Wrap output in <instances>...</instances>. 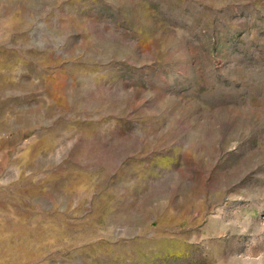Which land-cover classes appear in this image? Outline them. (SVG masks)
Here are the masks:
<instances>
[{
    "label": "rangeland",
    "instance_id": "rangeland-1",
    "mask_svg": "<svg viewBox=\"0 0 264 264\" xmlns=\"http://www.w3.org/2000/svg\"><path fill=\"white\" fill-rule=\"evenodd\" d=\"M0 264H264V0H0Z\"/></svg>",
    "mask_w": 264,
    "mask_h": 264
}]
</instances>
